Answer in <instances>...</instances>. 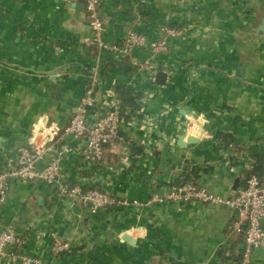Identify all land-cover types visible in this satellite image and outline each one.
Listing matches in <instances>:
<instances>
[{"label":"crops","instance_id":"1","mask_svg":"<svg viewBox=\"0 0 264 264\" xmlns=\"http://www.w3.org/2000/svg\"><path fill=\"white\" fill-rule=\"evenodd\" d=\"M82 1L0 0V171L36 122L64 127L77 111L96 55ZM101 11L109 44L130 30L160 39L164 25L187 29L156 58L144 49L123 58L104 53L101 98L111 103L118 93L121 101L120 88L140 95L122 125L129 142L106 145L99 167L77 152L64 161L70 185L142 205L93 213L44 183L10 178L0 229L14 225L28 236L27 253L47 264H238L245 242L232 228L233 208L149 201L192 166L203 169L194 181L230 198L264 164V0H102ZM147 60L155 80L138 64ZM181 135L199 142L182 148ZM64 225L73 250L56 256L49 233ZM250 264H264V251L256 249Z\"/></svg>","mask_w":264,"mask_h":264},{"label":"built area","instance_id":"2","mask_svg":"<svg viewBox=\"0 0 264 264\" xmlns=\"http://www.w3.org/2000/svg\"><path fill=\"white\" fill-rule=\"evenodd\" d=\"M102 0H84L88 25L92 31L91 43L96 49L94 62L87 69V83L77 111L69 123L61 127L48 124L40 119L35 123L26 144L17 147V155L12 165L0 171V203L8 200L9 179L24 183H44L55 188L63 201L72 200L82 208L97 213L114 204L142 205L138 200H118L109 192L97 186L87 189L80 183L70 185L64 179V161L70 154L78 153L89 165L102 166L105 163V147L111 142L124 143L122 125L124 122L118 93H112V102L103 100V60L104 53L110 52L119 58L128 57L136 50H149L152 57L166 53L169 39L185 38V28L164 25L160 39H150L145 33L128 31L120 43L109 44L103 39L104 20L101 11ZM143 69H148L153 80L155 72L149 60L140 61ZM156 122V121H155ZM154 123V122H153ZM200 201L210 204H226L236 213L232 228L244 234L245 248L238 264H250L256 249L264 251V178L255 173L245 178L244 186L235 195L225 198L211 191L204 184L193 181L172 186L163 194L155 193L149 203L169 201ZM50 252L59 256L71 253L73 243L63 239L55 230H50ZM29 239L12 224L0 229V264H47L40 255L27 253Z\"/></svg>","mask_w":264,"mask_h":264},{"label":"trees","instance_id":"3","mask_svg":"<svg viewBox=\"0 0 264 264\" xmlns=\"http://www.w3.org/2000/svg\"><path fill=\"white\" fill-rule=\"evenodd\" d=\"M118 89L119 88L117 87V90ZM118 92L121 93V104L120 105H121V108H122V111H123L124 119L127 118V120H128L129 119L128 117L131 116V115L130 114L128 115L126 113V111L130 110L133 113L134 111H136L139 108L140 105H139L138 99H139L140 95L139 94H133L131 92V90H129V89L124 90L122 88H120L118 90ZM220 136L224 137L225 134L221 133ZM259 161H260V163L255 165V168L253 169V171L249 172L248 175L251 174V173H255V174H257L260 177H262V175H264V164H262L261 160H259ZM201 170H203V169L200 168V167H193V166L190 167V169H187L186 173L183 174L184 176L182 177V179L177 181V183H175L174 185H171V187L172 186H176V185H182V184H184L185 182H188V181H193V182H195L197 184H202L199 180H197V181L193 180L194 177L197 178V179L199 178L198 174H199V172ZM244 184H245V179H244V183H243L242 186H244ZM171 187H169V189ZM241 234L244 236L243 233H241ZM242 255H243V251L240 253V255L238 257V262L242 259Z\"/></svg>","mask_w":264,"mask_h":264},{"label":"water","instance_id":"4","mask_svg":"<svg viewBox=\"0 0 264 264\" xmlns=\"http://www.w3.org/2000/svg\"><path fill=\"white\" fill-rule=\"evenodd\" d=\"M84 3V0L82 1V6ZM260 29L262 31H264V25H262V27H260ZM158 77L160 78L159 80H163L165 79V74L164 73H159ZM199 142V138L194 136V135H181L178 139V145L182 148H186L188 145L193 144V143H197ZM66 226L64 225L63 227H61L60 231H59V236L63 237V238H67V232H66ZM124 239L126 241H130L131 242V238L128 235H125Z\"/></svg>","mask_w":264,"mask_h":264},{"label":"rangeland","instance_id":"5","mask_svg":"<svg viewBox=\"0 0 264 264\" xmlns=\"http://www.w3.org/2000/svg\"><path fill=\"white\" fill-rule=\"evenodd\" d=\"M186 30H187V29L185 28V33H186ZM185 36H186V34H185Z\"/></svg>","mask_w":264,"mask_h":264}]
</instances>
